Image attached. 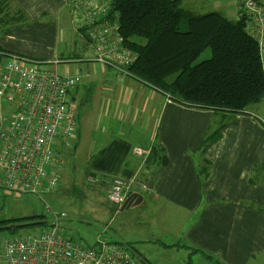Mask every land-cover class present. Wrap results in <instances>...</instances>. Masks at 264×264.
Masks as SVG:
<instances>
[{
	"label": "crops",
	"instance_id": "obj_1",
	"mask_svg": "<svg viewBox=\"0 0 264 264\" xmlns=\"http://www.w3.org/2000/svg\"><path fill=\"white\" fill-rule=\"evenodd\" d=\"M84 1L0 0V63L9 55L65 63L76 47L68 35L78 32L85 44L83 88L95 87L102 111L136 129L131 137L116 130L88 143L89 167L104 179L106 195L115 178L146 186V194L137 193L150 205L149 222L166 230L156 235L163 247L178 244L190 248L188 255L197 250L206 264L264 262V99L233 115L192 108L93 62L72 11L83 14ZM78 93V86L69 92L74 106ZM222 120L221 137L201 151ZM154 145L163 148L162 167L144 164Z\"/></svg>",
	"mask_w": 264,
	"mask_h": 264
},
{
	"label": "built area",
	"instance_id": "obj_2",
	"mask_svg": "<svg viewBox=\"0 0 264 264\" xmlns=\"http://www.w3.org/2000/svg\"><path fill=\"white\" fill-rule=\"evenodd\" d=\"M238 1L237 20H244L264 66V0ZM101 2L85 0L82 12L87 16L76 25L92 49L93 62L128 76L127 66L134 57L122 46L115 24L103 21L108 0ZM57 65L16 55L0 63V183L10 195L37 197L47 222L34 238L0 239V264H135L128 249L107 238L83 247L59 235L66 215L53 214L42 196L58 185L55 151L72 148L77 132L76 108L69 92L81 78L78 74H60ZM133 153L143 156L138 149ZM88 181L95 182L94 177H88ZM131 191L130 184L115 178L107 190L108 201L122 207ZM106 232L105 228L103 234Z\"/></svg>",
	"mask_w": 264,
	"mask_h": 264
},
{
	"label": "trees",
	"instance_id": "obj_3",
	"mask_svg": "<svg viewBox=\"0 0 264 264\" xmlns=\"http://www.w3.org/2000/svg\"><path fill=\"white\" fill-rule=\"evenodd\" d=\"M182 1L108 0L103 21L115 24L122 46L134 57L127 75L192 108L233 115L259 104L264 99V67L244 20H228L219 12L197 15L181 8ZM206 50L210 57L195 63ZM224 126L222 120L208 134L201 151L221 137ZM165 163L163 148L152 146L144 164L162 167ZM199 171L205 176L206 166ZM25 221L0 225V229L47 226L43 215ZM11 222L15 220L3 224ZM197 252L191 250L190 255Z\"/></svg>",
	"mask_w": 264,
	"mask_h": 264
},
{
	"label": "rangeland",
	"instance_id": "obj_4",
	"mask_svg": "<svg viewBox=\"0 0 264 264\" xmlns=\"http://www.w3.org/2000/svg\"><path fill=\"white\" fill-rule=\"evenodd\" d=\"M237 1L183 0L180 7L197 15L219 12L228 20H233L237 8L239 10V1L238 6ZM97 3L102 2L97 0ZM72 11L76 17L78 12ZM82 16L87 14H78L76 20H81ZM75 33L68 35L70 42L73 44L76 42L72 58L57 65V71L60 74H78L81 77V83L78 85V99L75 102L77 120L75 142L72 148L61 147L55 151V158L59 163L58 185L50 193H42L53 214L66 215L60 223L59 235L83 247L93 246L100 238H107L113 243L121 244L125 250L128 249L130 255L134 257L135 264H187L189 258L192 264H206L202 257L196 254L191 256L190 253L188 255L186 252L189 250L180 248L178 244L163 247L157 242V233H165L166 230L163 226L159 228L155 223L149 222L148 213L150 212L151 216L152 214L148 201L124 210H121V206L108 201L105 188L99 183L102 177L93 173L89 167L88 143L106 135L115 136L116 130L125 137H131L135 135L136 129L130 125L125 129L124 123L115 120L113 113L102 111L103 107L97 97L99 92H96L95 87L83 88L86 80L81 66L86 59L85 44L80 34ZM209 57L210 52L206 50L195 63ZM88 177H94L95 182H89ZM132 191L146 194V186L140 189L134 184ZM41 203L35 196L19 197L5 193L0 183V225L28 223L26 219L45 213ZM13 220L15 222L3 224ZM105 228L107 232L103 234ZM41 231L40 225L0 229V239L14 235L34 238ZM198 258H200L199 263Z\"/></svg>",
	"mask_w": 264,
	"mask_h": 264
},
{
	"label": "water",
	"instance_id": "obj_5",
	"mask_svg": "<svg viewBox=\"0 0 264 264\" xmlns=\"http://www.w3.org/2000/svg\"><path fill=\"white\" fill-rule=\"evenodd\" d=\"M152 183L150 182V184L147 186L148 189L151 188ZM142 201V196L134 193L132 195H130L127 200L125 201V203L123 204V206L121 207V210L124 209H128L131 206L137 205Z\"/></svg>",
	"mask_w": 264,
	"mask_h": 264
}]
</instances>
